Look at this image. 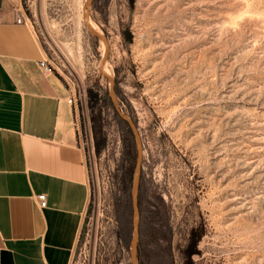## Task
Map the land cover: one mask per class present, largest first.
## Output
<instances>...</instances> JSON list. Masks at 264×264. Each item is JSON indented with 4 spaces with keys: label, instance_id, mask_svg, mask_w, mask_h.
Returning a JSON list of instances; mask_svg holds the SVG:
<instances>
[{
    "label": "rangeland",
    "instance_id": "374dc122",
    "mask_svg": "<svg viewBox=\"0 0 264 264\" xmlns=\"http://www.w3.org/2000/svg\"><path fill=\"white\" fill-rule=\"evenodd\" d=\"M85 2L20 0L18 11L75 97L90 200L70 264H131L119 217L130 136ZM87 11L142 144L139 264H264V0H92Z\"/></svg>",
    "mask_w": 264,
    "mask_h": 264
},
{
    "label": "crops",
    "instance_id": "0c3cea01",
    "mask_svg": "<svg viewBox=\"0 0 264 264\" xmlns=\"http://www.w3.org/2000/svg\"><path fill=\"white\" fill-rule=\"evenodd\" d=\"M19 4L0 0V264H70L90 200L75 104Z\"/></svg>",
    "mask_w": 264,
    "mask_h": 264
},
{
    "label": "water",
    "instance_id": "95a60500",
    "mask_svg": "<svg viewBox=\"0 0 264 264\" xmlns=\"http://www.w3.org/2000/svg\"><path fill=\"white\" fill-rule=\"evenodd\" d=\"M92 0H86L84 7H83V20L91 32V34L97 38H99L104 44V53L100 62V73L102 77L106 80L108 85V96L111 100L112 106L116 112V114L127 123L129 129L131 130L134 145H135V163L133 168V175L131 180V188H130V200H131V211H132V234L130 239V248L129 253L131 257V264H138L137 262V245L139 239V210H138V189H139V180L141 174V164H142V144L140 140L139 133L136 129L134 121L124 114V112L119 107L115 89H114V81L112 77L106 72V63L109 54V44L105 36L99 34L94 27L90 24L87 7L89 6ZM108 76L111 77V80H108Z\"/></svg>",
    "mask_w": 264,
    "mask_h": 264
},
{
    "label": "trees",
    "instance_id": "16d2710c",
    "mask_svg": "<svg viewBox=\"0 0 264 264\" xmlns=\"http://www.w3.org/2000/svg\"><path fill=\"white\" fill-rule=\"evenodd\" d=\"M111 107L113 108L112 103H111ZM115 115L118 118V120L121 123H123V125L126 127V129L128 130L129 136H130V139H129L130 148H131V157H130V166H129L130 168L128 172L125 173L124 175L125 177L123 181H124L125 187H124L122 203L120 204L121 208L119 209V217L121 218L125 217V219H127V223H129V246H130V239H131V234H132V211H131V200H130V188H131V180H132V175H133V168H134V163H135L136 152H135V145H134V140H133L131 130L129 129L127 123L123 121L116 114V112H115ZM137 262L139 264L138 255H137Z\"/></svg>",
    "mask_w": 264,
    "mask_h": 264
},
{
    "label": "built area",
    "instance_id": "2783aa9c",
    "mask_svg": "<svg viewBox=\"0 0 264 264\" xmlns=\"http://www.w3.org/2000/svg\"><path fill=\"white\" fill-rule=\"evenodd\" d=\"M40 66L43 69L44 73H51L53 71V67L49 64L48 61L46 60H41L40 61ZM69 104H74L75 102V97L73 95H71L68 99H67ZM35 199L39 205L40 208H44L46 206V196L45 194H38L35 196Z\"/></svg>",
    "mask_w": 264,
    "mask_h": 264
},
{
    "label": "bare ground",
    "instance_id": "6f19581e",
    "mask_svg": "<svg viewBox=\"0 0 264 264\" xmlns=\"http://www.w3.org/2000/svg\"><path fill=\"white\" fill-rule=\"evenodd\" d=\"M95 29V28H94ZM108 80H111V78H108Z\"/></svg>",
    "mask_w": 264,
    "mask_h": 264
}]
</instances>
